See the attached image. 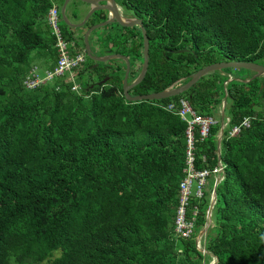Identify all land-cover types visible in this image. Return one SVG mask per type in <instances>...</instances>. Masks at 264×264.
<instances>
[{"label": "trees", "instance_id": "obj_1", "mask_svg": "<svg viewBox=\"0 0 264 264\" xmlns=\"http://www.w3.org/2000/svg\"><path fill=\"white\" fill-rule=\"evenodd\" d=\"M64 1L0 0V264H207L208 257L210 264H264V77L225 85L240 77L215 71L179 96L133 103L123 93L124 64L122 73L91 89L89 69L100 74L106 64L94 68L86 54L81 95L59 80L27 90L23 81L37 59L48 69L57 63L47 15ZM124 4L151 22L148 72L131 95L186 83L215 63L264 60V0ZM104 19L94 16L86 27ZM91 36L100 54L110 53L111 33ZM74 41L85 51L83 36ZM142 48L141 39L136 63ZM249 72L242 78L251 79ZM226 94L225 175L204 256L196 239L208 202H192L199 209L192 238L175 232L188 125L166 107L184 98L198 115L217 121L207 138L198 128L195 138L196 169H213ZM246 118L250 126L230 137Z\"/></svg>", "mask_w": 264, "mask_h": 264}, {"label": "built area", "instance_id": "obj_2", "mask_svg": "<svg viewBox=\"0 0 264 264\" xmlns=\"http://www.w3.org/2000/svg\"><path fill=\"white\" fill-rule=\"evenodd\" d=\"M52 34L56 38L57 63L53 69L46 70V77L41 78L38 74V66H34L26 75L23 85L27 90H36L42 85L55 80L63 81L71 85L73 92L81 95L83 88L78 80L79 72L86 63V52L78 51L75 41L67 39L64 35L60 22L62 21L60 8L54 5L47 15ZM63 22V21H62ZM167 110L175 112L185 121L187 127V150H186V169L185 177L180 183L179 204L175 218V232L180 238L190 239L196 232V224L199 216L198 206L192 207L195 199L203 200L207 181L211 176H217L221 172L218 165L213 169H196L195 167V142L196 130L201 139H205L210 134V129L217 121L210 116H200L191 107L187 99H180L179 105L170 103ZM250 119L243 120L240 126H235L229 131V136L238 135L241 128L250 126ZM205 159V158H204ZM196 182V191L192 192L193 184Z\"/></svg>", "mask_w": 264, "mask_h": 264}, {"label": "water", "instance_id": "obj_3", "mask_svg": "<svg viewBox=\"0 0 264 264\" xmlns=\"http://www.w3.org/2000/svg\"><path fill=\"white\" fill-rule=\"evenodd\" d=\"M72 1H74V0H65L62 7H61L62 21L69 28L82 29L86 26L87 22L89 21L91 16L94 14V12L96 10H99L100 8L92 9L81 22L74 23L66 15V9H67L69 3ZM79 1H81L85 4H88V5H91V6H95L96 4H98L97 0H79ZM111 3H112V7H114V8L110 7L108 4L105 7H102V8H104V10H106L109 13V19L107 21L102 22V23L96 24V25H94V26H92L86 30V32L84 34L85 51H86L88 58H90L92 61L96 62L95 66H97L98 63L105 64V63H108V62L113 61V60H122L125 62L126 71H125V76H124V80H123V93H124V96L128 102L136 103V102H141V101H159V100H164V99H169L172 97L179 96V95L187 92L189 89H191L196 83H198L200 81L201 78H203V77L207 76L208 74L213 73L215 71H223L226 69H244V70H248V71H251L254 73V76L248 80L230 77L228 79V81L225 83V85H227L229 82H231L233 80L241 81L243 83H250L256 78L264 77V66H262L260 64L252 63V62H231V61L219 62V63H215L212 65H208V66L200 69L195 74H193L191 76L190 80L187 81L186 83H183L185 81V79H182V80L178 81L175 85H172L171 87H169V88H167V89H165L159 93H151V94H146V95L132 96L130 94V91L133 90L136 86H138L144 80V78L148 72L150 43H149V38L146 35V30L143 28V63H142V69H141L138 77L132 83H128L130 69H131V64H130L128 57H126L124 55H120V54H108L106 56L100 57V56L95 55V53L93 52V50L91 48V42L92 41H90V36L94 31H96L98 29L104 28V27L112 25L114 23H118L124 28L133 29L132 25H128L126 23V21L124 19H122V17L118 16V12L116 11L115 0H111ZM138 23L140 26H142L141 21H138ZM180 52H182V51H180ZM106 82H107V78L104 79L102 82H100L98 85L99 86L104 85V84H106ZM91 88H93V86H91ZM226 105H227V94L224 97L222 108H221V128H220V131H219V134L217 137V143H218L217 153H218V160H219V166L221 168V172L216 177L217 179L215 182V186L213 188V193H212L210 205L208 206L207 211H206L205 225H204L203 229L201 230L200 235L196 239L197 245L199 244L201 239L204 240V245L202 247V252H203L204 256H206V254H207L206 239H207L209 229L212 226V222H213L212 221V215H213L214 207L217 203L218 186L221 183V181L225 175V170H224L225 167H224V164H223L222 159H221V143H222V139L224 137L225 126H226L225 125V108H226Z\"/></svg>", "mask_w": 264, "mask_h": 264}, {"label": "flooded vegetation", "instance_id": "obj_4", "mask_svg": "<svg viewBox=\"0 0 264 264\" xmlns=\"http://www.w3.org/2000/svg\"><path fill=\"white\" fill-rule=\"evenodd\" d=\"M78 1L79 0H74V1L70 2L69 5L73 4L74 2H78ZM79 2L83 3L81 1H79ZM97 2H98V4H96L95 6H91V5L83 3L87 6L88 10H87V13H85L84 17L79 22H81L86 17V15L92 9H95V8H100V9L96 10L94 12V14L91 16V18L94 16L99 17V15H104L105 19L100 21V22H97L95 24H92L88 27L85 26L84 28H82L81 30H84V31L82 32L81 35L78 36V40H81V37L83 36V42H84V34H85L87 29H89L90 27H92L96 24L107 21L109 19V13L106 10H104V8H102V7H105L107 4L110 7H112L111 0H97ZM115 3H116V11L118 12V16L122 17V19H124L128 25H132L133 29L124 28L118 23H114L112 25L101 28V29L105 30V32H103L101 36H105L108 33H111L115 38V44L114 43L112 44L111 51H110V53H107V54H100L101 51H100V48L98 46L99 44L96 45L93 40L91 42V48H92L93 52L95 53V55L100 56V57L106 56L108 54H120V55H124V56L128 57L130 64H131L128 83H132L138 77V75L140 74V71L142 69V63H141V67L137 68L138 65L134 61L135 57L133 55V52H134L135 47L139 46L141 39L143 41V28L145 30L150 29L151 28V22L148 21V19L145 17L141 18L137 12H134L133 10L129 9V7H127L124 4V0H115ZM112 8H114V7H112ZM60 13H61V9H60ZM66 15L71 20L75 19V15H79L78 11H77L76 4L71 5L69 14H68V7H67ZM138 21L142 22V26L139 25ZM79 22H74V23H79ZM146 35H147V32H146ZM142 53H143V48H142ZM113 61L120 62L119 64H121L122 67L118 64H111V61H110L108 63H105L106 65L103 67V68H105V70L99 71L100 74L96 73L92 69H89L88 73L90 76L93 77V80L91 81L92 82L91 86H93V88H95V85H98L100 82H102L106 78H107V82L111 81V76L116 75L119 72V69L124 68L123 64L125 65V69H124V76H125V71H126L125 62L122 60H113ZM101 64H103V63H98L97 66H95L96 62H94L93 67L97 68ZM85 65H87V62L85 63ZM136 72H138V73L136 74ZM101 74H108V75L103 79H99L101 77ZM123 80H124V77H123ZM122 86H123V84H122ZM93 88H91V89H93ZM130 94H133L132 90L130 91ZM132 96H136V95H132Z\"/></svg>", "mask_w": 264, "mask_h": 264}, {"label": "rangeland", "instance_id": "obj_5", "mask_svg": "<svg viewBox=\"0 0 264 264\" xmlns=\"http://www.w3.org/2000/svg\"><path fill=\"white\" fill-rule=\"evenodd\" d=\"M73 4H76V6H77V11H78V16H79V19H82L83 17H84V15H85V13H87V6L85 5V4H83V3H80L79 1L78 2H74ZM73 4H71V5H73ZM71 5H69L68 6V14H69V11H70V8H71ZM61 9V8H60ZM71 20V19H70ZM72 22H74V20L72 19L71 20ZM60 25H61V27H62V29H63V31L64 32H68L69 34H74V38H77L79 35H81L82 34V32L84 31V30H81V29H72V28H69L68 26H66L62 21L60 22ZM103 32H105V30L104 29H98V30H96V31H94L93 32V35L91 36V37H93L94 35H98V36H100V35H102V33ZM37 63V66H38V74H39V76L41 77V78H45L46 77V70H48V67L45 65V62H44V58H39V59H37V61H36ZM86 62H88L87 60H86ZM120 62H116V61H111V64H118V65H120L121 67H122V65L121 64H119ZM141 63H143V57H141L140 58V61L139 62H137V68H140L141 67ZM260 65H262V66H264V60L261 62V64ZM122 71H121V73L123 72V68L121 69ZM234 76H238V77H240V79H243L242 77H249V76H251V73L249 72V71H244V70H241V69H232L231 71H230ZM138 72H136V74H137ZM135 74V75H136ZM253 77V76H252ZM220 114H221V109H220ZM225 130H227L228 129V120H227V118L225 119ZM196 182L193 184V187H192V192L193 193H195V191H196ZM194 200H196L197 201V199H195L194 198ZM60 254H61V252L60 251H58V252H56L55 253V255H54V257H58V256H60ZM207 264H210V257H208L207 258Z\"/></svg>", "mask_w": 264, "mask_h": 264}, {"label": "crops", "instance_id": "obj_6", "mask_svg": "<svg viewBox=\"0 0 264 264\" xmlns=\"http://www.w3.org/2000/svg\"><path fill=\"white\" fill-rule=\"evenodd\" d=\"M216 177L215 176L209 177V179L207 181L206 189H205V197H204L202 203H207L208 202V205H210V201H211V197H212V193H213V188L215 186V182H216V179H217ZM200 232H199L198 236L200 235ZM203 245H204V240L201 239V241L198 244V247L202 248ZM212 264H214V261L212 262Z\"/></svg>", "mask_w": 264, "mask_h": 264}]
</instances>
